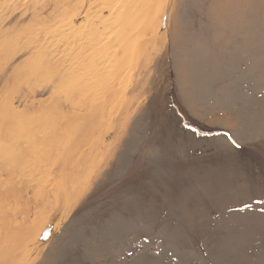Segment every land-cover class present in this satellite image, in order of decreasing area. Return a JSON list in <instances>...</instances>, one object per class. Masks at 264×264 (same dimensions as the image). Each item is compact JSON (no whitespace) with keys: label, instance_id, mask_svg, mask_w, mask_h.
<instances>
[{"label":"rangeland","instance_id":"1","mask_svg":"<svg viewBox=\"0 0 264 264\" xmlns=\"http://www.w3.org/2000/svg\"><path fill=\"white\" fill-rule=\"evenodd\" d=\"M78 1L0 0V77L64 63L57 86L76 108L130 0ZM167 3L117 75L82 195L46 209L29 264H264V0ZM34 84L32 99L50 94Z\"/></svg>","mask_w":264,"mask_h":264},{"label":"bare ground","instance_id":"2","mask_svg":"<svg viewBox=\"0 0 264 264\" xmlns=\"http://www.w3.org/2000/svg\"><path fill=\"white\" fill-rule=\"evenodd\" d=\"M69 1L63 0L61 6ZM75 3L68 11L81 10V3L78 0ZM168 5L167 0H130L123 6L117 30L112 36L104 35V42L99 43L106 58L98 64L96 74H91L94 85L75 102L76 108H68L75 106L71 98L75 94L67 96L60 91L63 86H57L69 76L64 63L52 66L48 61L36 70L29 67L26 76L0 77L5 81L0 89V264H29L40 245L37 237L48 222L47 211H53L59 199H63L66 213L67 207L82 195L85 185L79 179L87 170V164L95 163L94 142L97 135L103 134L102 119L108 116L106 101L109 104L118 96H114L116 80L121 79L117 75L128 68L134 69L137 54L146 41L151 48ZM64 13L52 18V22ZM113 13L114 7L110 15ZM43 18L49 19L50 15ZM152 26L156 29L150 28ZM88 59L91 61L90 57ZM36 82L51 85L50 94L40 101L32 99ZM14 98L24 101L21 109L13 105ZM27 114L30 116L24 118ZM53 166H57L58 171L44 181L41 175L53 170Z\"/></svg>","mask_w":264,"mask_h":264},{"label":"crops","instance_id":"3","mask_svg":"<svg viewBox=\"0 0 264 264\" xmlns=\"http://www.w3.org/2000/svg\"><path fill=\"white\" fill-rule=\"evenodd\" d=\"M205 34H206V33H204V35H205ZM209 37H210V35L208 34V37L206 38V39L208 40V43H210V40H211ZM212 128H214V127H212Z\"/></svg>","mask_w":264,"mask_h":264}]
</instances>
